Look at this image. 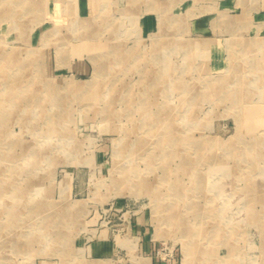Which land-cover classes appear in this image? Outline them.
Returning a JSON list of instances; mask_svg holds the SVG:
<instances>
[{
    "label": "rangeland",
    "instance_id": "374dc122",
    "mask_svg": "<svg viewBox=\"0 0 264 264\" xmlns=\"http://www.w3.org/2000/svg\"><path fill=\"white\" fill-rule=\"evenodd\" d=\"M187 246L264 264V0H0V264Z\"/></svg>",
    "mask_w": 264,
    "mask_h": 264
},
{
    "label": "bare ground",
    "instance_id": "6f19581e",
    "mask_svg": "<svg viewBox=\"0 0 264 264\" xmlns=\"http://www.w3.org/2000/svg\"><path fill=\"white\" fill-rule=\"evenodd\" d=\"M210 46V45H209ZM218 59V58H217ZM220 59V58H219ZM214 62V61H213ZM217 62V61H216ZM245 123V122H244ZM243 124V123H242ZM202 252V251H200ZM204 252V251H203ZM211 254V253H210ZM210 258H207L206 260H204V264H208V260ZM146 261V260H145ZM195 263V259H194V255L193 252L191 251V249L187 246L184 247V252H183V257H182V262L181 264H194ZM148 264V263H147Z\"/></svg>",
    "mask_w": 264,
    "mask_h": 264
},
{
    "label": "crops",
    "instance_id": "0c3cea01",
    "mask_svg": "<svg viewBox=\"0 0 264 264\" xmlns=\"http://www.w3.org/2000/svg\"><path fill=\"white\" fill-rule=\"evenodd\" d=\"M148 246H149V245H148ZM145 259H146V262H147L148 264H149V261H152V258H151V257H149V256H148V257H146Z\"/></svg>",
    "mask_w": 264,
    "mask_h": 264
}]
</instances>
